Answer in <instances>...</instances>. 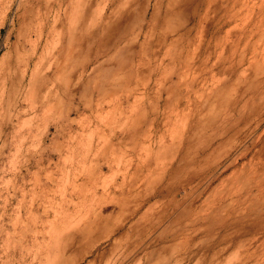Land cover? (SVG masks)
<instances>
[{
    "label": "rangeland",
    "instance_id": "obj_1",
    "mask_svg": "<svg viewBox=\"0 0 264 264\" xmlns=\"http://www.w3.org/2000/svg\"><path fill=\"white\" fill-rule=\"evenodd\" d=\"M28 58L0 264H264V0H0Z\"/></svg>",
    "mask_w": 264,
    "mask_h": 264
},
{
    "label": "bare ground",
    "instance_id": "obj_2",
    "mask_svg": "<svg viewBox=\"0 0 264 264\" xmlns=\"http://www.w3.org/2000/svg\"><path fill=\"white\" fill-rule=\"evenodd\" d=\"M46 61H47V59H46ZM30 66H31V58H28L27 60H25L23 62V70H20V71L17 69L16 64L9 63V65L7 64V66H6L7 71L5 72L4 75H1L0 109H3L4 107H6V109H8V111H7L8 118L6 117L7 118L6 125L2 126L3 132H5L6 129H9L11 127V125H13L14 121L15 120L18 121L23 115H26V114L27 115L28 114L33 115L32 113H34V112H32V113L28 112V109L32 110L36 106L35 102H33L34 98L36 96V92H34V89H36V88L33 87V80L34 79H33V74L30 70ZM8 75L11 78V80L9 81V84L12 85V88H8V84H7V77H9ZM44 89H46V88H44ZM24 101L26 102L25 107L22 104V102H24ZM256 119H258V118H256ZM2 136H4V135H2ZM4 142L5 141L3 140L2 144L0 145V152L3 151ZM8 245H9V243H8ZM8 245L6 244V246H8ZM9 247H10V245H9ZM9 247H7V248H9ZM3 253H5V252H3ZM8 257H9V255H8ZM8 257H6V258H8ZM8 263H10V262H8Z\"/></svg>",
    "mask_w": 264,
    "mask_h": 264
}]
</instances>
